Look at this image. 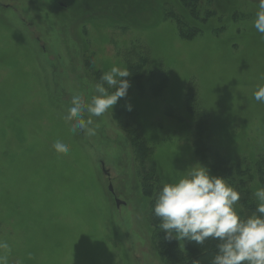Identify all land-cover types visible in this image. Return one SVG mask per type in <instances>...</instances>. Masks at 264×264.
Instances as JSON below:
<instances>
[{"label":"rangeland","instance_id":"rangeland-1","mask_svg":"<svg viewBox=\"0 0 264 264\" xmlns=\"http://www.w3.org/2000/svg\"><path fill=\"white\" fill-rule=\"evenodd\" d=\"M37 1L0 0V240L9 245L7 264H165L114 109L131 105L156 146L164 182L198 165L191 143L198 104L209 112L212 139L225 135L238 149L220 145L225 155L261 165L264 103L253 95L264 86V36L253 26L258 0H188L196 7L190 22L203 24L191 39L160 12L167 2L184 15L179 0H40L43 8ZM114 65L130 73L127 96L92 117L94 135L73 131L72 97L90 102ZM159 69L170 81L154 100L149 81ZM187 90L198 102L195 113ZM169 105L175 121L166 117ZM56 140L69 153H57ZM258 188L256 178L253 193Z\"/></svg>","mask_w":264,"mask_h":264},{"label":"clouds","instance_id":"clouds-1","mask_svg":"<svg viewBox=\"0 0 264 264\" xmlns=\"http://www.w3.org/2000/svg\"><path fill=\"white\" fill-rule=\"evenodd\" d=\"M253 26L264 36V0H258ZM129 75L128 70L114 65L101 75L95 85L96 95L90 102L74 95L68 109V119L75 121L72 130L94 135L92 117L103 116L127 96L131 85L124 78ZM253 95L257 102L264 103V86H259ZM128 110H132L131 105ZM84 113L88 114L87 119ZM53 147L61 154L70 151L69 145L61 140H56ZM161 183L153 214L167 239L188 240L199 245L209 238L216 240L218 251L211 264H264V187L254 191L256 208L244 217L236 211L240 193L228 180L212 176L203 165L190 168L176 182ZM8 250L9 245L0 240V264H7Z\"/></svg>","mask_w":264,"mask_h":264},{"label":"trees","instance_id":"trees-1","mask_svg":"<svg viewBox=\"0 0 264 264\" xmlns=\"http://www.w3.org/2000/svg\"><path fill=\"white\" fill-rule=\"evenodd\" d=\"M184 1L185 2L179 0L184 8V15H181L180 11H174L175 4L173 6L171 3L167 2L165 3V6L160 9V12L162 11L161 13L164 17L170 15L172 20L176 19L178 34H180L182 38L191 39L196 35L202 34L201 31L203 24L197 25V22L195 21L197 20L196 18L193 19L192 23L190 22L189 15L191 12L189 10H195V2H188V0ZM36 5L38 7L41 5V8L45 6L40 0L36 2ZM161 5L160 1L159 6L161 7ZM194 13H196V11H194ZM185 16L188 18H185ZM145 62L148 61L145 59ZM87 66L88 69H94V64L90 62L87 63ZM157 71H159V74L156 76L151 75L149 81L151 82L149 88L150 97L154 100L163 98V95H165L169 87L168 83L170 81V75H168L167 72L163 69ZM134 74H137V72H134ZM95 75L98 76L97 73H95ZM154 77H159L157 78V82L159 83L154 81ZM136 89L137 93L141 96L146 95L144 85H139ZM188 95L187 90L186 97H189ZM186 103L189 107L187 109L191 111V113H195L196 106H198L197 108L199 110V112H197L198 118L193 122L194 133L191 136L193 154L197 159V163L207 167L212 176H219L228 180V183L240 193V201L236 205V211L238 214L246 217L256 208V200L252 198V182L257 178L259 186L264 187V159L262 160L263 162L261 165L256 164L254 167H250L249 164L246 165L244 160L239 159L235 161L230 156L225 155L220 149V145L224 147L227 146L231 149H238L225 139V135H215L217 141H215V139L213 140L209 122V112L203 109L198 102L193 103L190 97L186 98ZM192 104L198 105L195 106ZM114 110L113 118L115 122L129 137L131 151L137 165L136 176L141 184L142 194L149 200V218L152 227V241L154 242L162 261L165 264H211L212 258L218 251L216 248L218 242L216 240L209 238L203 245L188 240H169L166 238V233L161 231L158 227L159 219L153 214V206L157 199V194L162 188L161 182L163 179L154 157V149L156 146L151 144L142 132L141 125L137 120V114L135 112L126 111L121 108H116ZM166 117L167 119L175 121L178 117L177 109L174 106L169 105L166 109ZM231 123L234 130L239 126V124H235L237 123L236 120ZM238 155L242 157L241 154Z\"/></svg>","mask_w":264,"mask_h":264},{"label":"water","instance_id":"water-1","mask_svg":"<svg viewBox=\"0 0 264 264\" xmlns=\"http://www.w3.org/2000/svg\"><path fill=\"white\" fill-rule=\"evenodd\" d=\"M110 191L113 193V188L112 187H110ZM117 203H118V205H120L119 201Z\"/></svg>","mask_w":264,"mask_h":264}]
</instances>
